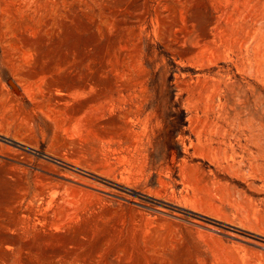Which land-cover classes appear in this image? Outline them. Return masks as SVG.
<instances>
[{"label": "rangeland", "instance_id": "374dc122", "mask_svg": "<svg viewBox=\"0 0 264 264\" xmlns=\"http://www.w3.org/2000/svg\"><path fill=\"white\" fill-rule=\"evenodd\" d=\"M259 21L264 0H0V259L264 264Z\"/></svg>", "mask_w": 264, "mask_h": 264}, {"label": "bare ground", "instance_id": "6f19581e", "mask_svg": "<svg viewBox=\"0 0 264 264\" xmlns=\"http://www.w3.org/2000/svg\"><path fill=\"white\" fill-rule=\"evenodd\" d=\"M263 18V17H262ZM262 20V19H261ZM235 23V22H234ZM259 23H260V26H263V25H261V22L259 21ZM257 27V26H256ZM256 27H254V28H256ZM260 28V27H259ZM244 29H245V24L244 23H238L237 25H235V27H234V30L236 31H234L235 32V35L236 36H239V37H242L239 33H242V31H244ZM247 29V28H246ZM245 29V30H246ZM249 29H250V27H249ZM247 31V30H246ZM264 31V30H263ZM255 32V31H254ZM258 32H260V31H258ZM237 33V34H236ZM242 34H245V33H242ZM234 35V34H233ZM248 35H249V32H248ZM251 35V34H250ZM235 37V36H234ZM237 37H235V40H237L236 39ZM259 38V37H258ZM264 38V37H263ZM242 40L243 39H245V38H241ZM240 39V40H241ZM239 40V39H238ZM239 40V41H240ZM264 40V39H263ZM260 41H262V40H260ZM243 42V41H242ZM240 44V43H239ZM208 123V122H207ZM211 123V122H210ZM213 124V123H212ZM229 124H232V123H229ZM231 127V126H230ZM212 128H214V132H216L219 136H221V137H223V138H225V137H227L228 135L230 136V135H233L234 133H232V132H230V131H228L227 129H224V127L223 128H221L220 126H218V125H216V123H215V125L213 124V127ZM212 128H211V130H212ZM230 130H231V128H230ZM232 131H233V129H232ZM213 134V133H212ZM211 134V135H212ZM254 135H255V133H253V132H251L250 133V138L252 139L253 137H254ZM236 136V135H235ZM231 137V136H230ZM239 138V137H238ZM238 138H237V140H238ZM242 137H240V139H241ZM247 139V138H246ZM253 139H256V138H253ZM252 139V140H253ZM229 140V139H228ZM250 141V140H249ZM254 141V140H253ZM226 144V143H225ZM221 148V147H220ZM246 148V147H245ZM247 149V152H248V154L251 156V157H257L258 158V156L256 155V154H254V152H252V151H250V150H248V148H246ZM220 150V149H219ZM259 153V156H260V154H261V150L260 149H258L257 150ZM261 157V156H260ZM233 161V160H232ZM260 168V166H257L256 168ZM50 205V204H49ZM66 208V207H65ZM58 210V209H57ZM74 210V209H73ZM63 211V210H62ZM68 210H66V212H67ZM74 213V212H73ZM68 214V213H67ZM70 214V213H69ZM71 215H69V217H70ZM55 218V217H54ZM78 219V218H77ZM46 220V219H45ZM61 220V219H60ZM60 220H58V221H60ZM57 221V222H58ZM51 222V221H50ZM24 223V222H23ZM48 222H46V224H47ZM60 223V222H59ZM58 223V224H59ZM70 223V222H69ZM68 223V224H69ZM60 224H62V223H60ZM48 225V224H47ZM57 225V224H56ZM22 226V225H21ZM30 226H31V224H30ZM63 226V225H62ZM51 227H52V225H51ZM50 227V228H51ZM54 227V226H53ZM68 227V226H67ZM22 228V227H21ZM27 228V227H26ZM31 228H32V226H31ZM59 229H61V228H59ZM30 230V229H29ZM31 231V230H30ZM29 231V232H30ZM80 234V233H79ZM42 236V235H41ZM38 237V236H37ZM48 239V238H47ZM73 239V238H72ZM15 241L16 240H14V242H10L11 244H14V246H16L17 244L15 243ZM41 241H43V240H41ZM6 242V241H5ZM17 242V241H16ZM31 243V242H30ZM42 243V242H41ZM98 243H100V242H98ZM43 244V243H42ZM101 244V243H100ZM26 245V244H25ZM105 245V244H104ZM28 246V245H27ZM102 246V245H101ZM11 247V246H10ZM30 247V246H29ZM100 247V246H99ZM112 247V246H111ZM7 248V247H6ZM33 248V247H32ZM25 249H28V248H24L23 250H25ZM111 249V248H110ZM115 249V248H114ZM102 251V250H101ZM106 251V250H105ZM120 251V250H119ZM103 252V251H102ZM106 253V252H105ZM107 254V253H106ZM12 257V256H11ZM113 257V256H112ZM115 257V256H114ZM14 258H15V256H14ZM116 258V257H115ZM39 259V258H38ZM111 259V258H110ZM10 260L11 259H8V258H2V259H0V264H11L10 263ZM44 260V259H43ZM95 261V260H94ZM93 262V261H92ZM91 262V263H92ZM110 262V261H109ZM115 262V261H114ZM21 263V262H20Z\"/></svg>", "mask_w": 264, "mask_h": 264}]
</instances>
